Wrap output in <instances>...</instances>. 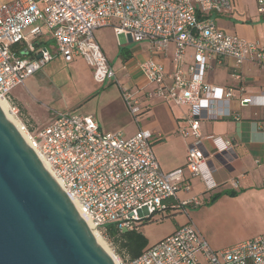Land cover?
<instances>
[{
	"label": "built area",
	"instance_id": "1",
	"mask_svg": "<svg viewBox=\"0 0 264 264\" xmlns=\"http://www.w3.org/2000/svg\"><path fill=\"white\" fill-rule=\"evenodd\" d=\"M264 16V0H254ZM231 0H0V97L8 103L28 136L31 147L48 166L63 191L73 197L99 233L116 228L117 244L122 234L164 208L163 201L189 190L185 171L198 177L206 190L217 186L213 160L228 165L237 155L230 140L200 133V123L237 117L232 113V86H218L204 79L210 63L231 58L230 76L241 81L247 61L264 66V46L218 28L213 14L227 13ZM111 26L114 36L125 34L134 42L145 41L153 51L166 56L173 45V69L148 57L137 63L152 94L186 108V126L178 133L186 144L184 167L161 170L152 149L153 134L137 129L132 135L100 129L92 115L60 112L35 127L23 120L11 91L52 60L43 43V28L55 41L56 54L70 62L81 57L102 84L115 80V71L94 36L99 27ZM24 48V50H23ZM191 50L190 58H186ZM122 88L123 99L136 118L137 100ZM238 103L264 105V96L246 93L240 87ZM210 143V147L206 145ZM264 146V137H263ZM233 188L237 181H231ZM190 197L181 206H197ZM119 264H264V233L218 250L191 223L147 246L130 257L120 246Z\"/></svg>",
	"mask_w": 264,
	"mask_h": 264
},
{
	"label": "crops",
	"instance_id": "2",
	"mask_svg": "<svg viewBox=\"0 0 264 264\" xmlns=\"http://www.w3.org/2000/svg\"><path fill=\"white\" fill-rule=\"evenodd\" d=\"M231 2L233 8L230 12L211 15L218 28L226 33L238 35L264 46V16L257 13L255 1L231 0ZM47 38H50V35ZM140 43L147 42L142 41ZM103 51L105 53L104 49ZM172 51L173 45L170 44L166 56L153 51L151 47L150 53L141 59L135 58L134 52H131V56L127 59L123 57L121 59V55H117L120 57L118 68H125L124 70L133 77L130 78V74L127 73L121 74L123 78L126 74L128 76V78L125 77L123 83L129 88L127 92L137 100L139 113L144 112V114H151L153 117L157 116L159 124L155 121L153 125L146 127L141 123L143 117L141 119L140 117L136 118L135 121L132 120L131 115H129L130 111L123 99L122 87L118 84L115 89L105 88L113 80L105 82L106 86L102 87L100 92L90 96L93 98L92 100L96 101V104L94 108L82 113L92 115L98 122L100 129L106 132H114L131 125H133L131 135L140 128L150 130L153 134L152 149L161 170L164 172L185 165L186 144L189 139L182 138L178 130L187 125L184 119L186 108L175 106L170 102H168L169 105H163L157 99L159 97L152 94L154 85L146 82L137 63L148 57H154L161 62L164 70L169 72L173 69ZM190 54L191 50H188L187 59L190 58ZM76 58L82 60L88 67L81 57ZM108 60L110 61L109 58ZM231 63V58H223L220 62H211L204 79L214 85L233 87L235 98L231 100V109L237 117L203 121L200 123V133L202 135L210 133L221 135L230 140L234 146L237 159L228 165H221L217 159L213 160L214 178L217 186L212 190H206L198 177L190 176L185 171L184 180L189 183V190H181L175 196L168 197L163 201L167 207L165 211H169L167 217L173 225L168 232L155 239L151 244L187 223L193 224L214 250L264 233V231L255 230L239 237L231 233L244 220L253 218L255 215L264 217V146L262 142L264 137V105L240 106L238 103L240 87L248 94L264 96V66L253 61L245 62L241 67V81L236 82L230 76ZM36 72L28 77L22 86L16 87L19 90L15 91V95L12 94L13 90L11 91L12 99L19 107L23 120L31 127L43 123L49 118L44 119L43 114L38 112L23 92L25 90L29 95H33L34 89L38 87L33 77ZM90 72L91 70L89 75L92 78ZM116 79L114 81H117ZM139 94H144L146 98L139 99L137 97ZM102 98L104 99L102 100ZM206 145L211 146L208 141H206ZM231 181H237L238 186L233 188L230 185ZM231 191L235 193L229 194ZM215 193H221V195L210 202L211 196ZM190 197H196L200 202L199 205L195 207L181 206V202ZM158 214L163 216L162 211ZM200 264L207 263L201 258Z\"/></svg>",
	"mask_w": 264,
	"mask_h": 264
},
{
	"label": "water",
	"instance_id": "3",
	"mask_svg": "<svg viewBox=\"0 0 264 264\" xmlns=\"http://www.w3.org/2000/svg\"><path fill=\"white\" fill-rule=\"evenodd\" d=\"M0 264H114L1 109Z\"/></svg>",
	"mask_w": 264,
	"mask_h": 264
},
{
	"label": "rangeland",
	"instance_id": "4",
	"mask_svg": "<svg viewBox=\"0 0 264 264\" xmlns=\"http://www.w3.org/2000/svg\"><path fill=\"white\" fill-rule=\"evenodd\" d=\"M10 0H4L7 2ZM42 38L44 44L48 47L50 52L53 54L52 60L44 64L37 72L33 75L35 78L38 87L34 89L33 95H29L25 90L23 91L30 103L37 108L38 112L43 114V118L51 117L60 112H70L82 114L86 111L94 108L96 101L92 100L90 96L92 94H97L101 91V88L106 86L105 84L96 83L89 75L91 68L86 66L82 60L79 58H74L70 62L64 61V59L56 54L55 41L49 36V31L46 28H43ZM94 36L98 43L103 47L107 57L110 59V63L115 71L117 76V81H112L105 88L115 89L118 84L123 89H129L123 83L125 77L128 78V73L122 67L118 68V59H122V56L118 57L119 51L123 50L124 52H134L135 58L141 59L147 53H150V47L148 43H140L130 41L125 34H120L114 36L111 26L99 27L94 30ZM24 50V48H23ZM126 54V53H125ZM124 70V71H123ZM92 74V70L90 72ZM127 73L123 78L121 74ZM130 78H133L131 74ZM22 86V85H21ZM20 87V86H18ZM18 88L13 89L12 94L15 95V91ZM95 92V93H94ZM139 99L146 98L144 94H139L137 96ZM104 98H102L103 100ZM149 99V98H148ZM153 98H151L152 100ZM163 103V105H169L167 101L157 98ZM154 100V99H153ZM132 120L143 117L141 123L146 127H149L154 124L156 121L159 124V118L157 116L153 117L144 112H140L135 118L132 114ZM150 120V121H149ZM158 120V121H157ZM146 121H149L146 123ZM47 123V120L43 123L36 124L29 128L31 132L35 127ZM116 132L122 133L124 136H130L133 132V125L127 126L125 128L117 129ZM172 221L169 217L165 215H160L158 213L153 214L149 219L144 220L141 224V231L147 237L149 244L163 236L169 229L172 227ZM264 231V217L255 215L253 218L244 220L240 223L239 227L234 229L231 233L234 236H243L245 233H251V231ZM99 233V232H98ZM100 238L106 243L111 253L116 256L118 261L121 258L120 246L113 239H108L104 234H98Z\"/></svg>",
	"mask_w": 264,
	"mask_h": 264
},
{
	"label": "trees",
	"instance_id": "5",
	"mask_svg": "<svg viewBox=\"0 0 264 264\" xmlns=\"http://www.w3.org/2000/svg\"><path fill=\"white\" fill-rule=\"evenodd\" d=\"M119 54L124 59H127L131 56L129 52L127 53V52H124L123 50H120ZM234 193L235 192H232V191L229 192V194L231 195H233ZM220 195L221 193L213 194L210 198V202L214 201ZM165 209H167V207L164 204V208L161 209L159 212L162 211L163 215L169 216V213H168L169 211H165ZM143 222L144 221H141L140 223L135 224V226L131 230L125 231L122 234V240L120 241V246L124 247L127 253L129 254V256L132 258L137 257L147 246H149L147 237L140 230L141 224H143ZM115 235H116L115 226L112 224L108 225L104 236L108 239H113L117 241L118 238Z\"/></svg>",
	"mask_w": 264,
	"mask_h": 264
},
{
	"label": "bare ground",
	"instance_id": "6",
	"mask_svg": "<svg viewBox=\"0 0 264 264\" xmlns=\"http://www.w3.org/2000/svg\"><path fill=\"white\" fill-rule=\"evenodd\" d=\"M0 109L3 111V113L6 115V117L13 123V125L19 130V132L22 135V137L25 139V141L31 147L30 143L28 142V136H27V134L21 130V125H20L19 121L8 112V103L2 97H0ZM32 150L37 155V157L40 159V161L45 166V168L48 170L47 164L43 161V159L39 156V154L33 148H32ZM67 196L71 200V202L74 205L75 209L77 210L78 214L83 219V221L85 222V224L87 225V227L90 229V231L92 232V234L94 235V237L96 238V240L100 244V246L109 255V257L112 259V261L114 262V264H119V261L116 258V256H114L111 253V251L108 248V246L106 245V243L98 235L99 233L96 230V228L94 227V225L91 223L88 215L82 210V208L79 206V204L77 203V201L73 197H71L70 195H67Z\"/></svg>",
	"mask_w": 264,
	"mask_h": 264
}]
</instances>
